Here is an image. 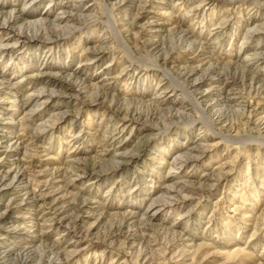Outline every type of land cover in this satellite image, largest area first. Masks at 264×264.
Here are the masks:
<instances>
[{
    "label": "rangeland",
    "instance_id": "1",
    "mask_svg": "<svg viewBox=\"0 0 264 264\" xmlns=\"http://www.w3.org/2000/svg\"><path fill=\"white\" fill-rule=\"evenodd\" d=\"M182 1L0 0V264H264V0Z\"/></svg>",
    "mask_w": 264,
    "mask_h": 264
},
{
    "label": "bare ground",
    "instance_id": "2",
    "mask_svg": "<svg viewBox=\"0 0 264 264\" xmlns=\"http://www.w3.org/2000/svg\"><path fill=\"white\" fill-rule=\"evenodd\" d=\"M182 1V0H181ZM185 1V0H184ZM183 2V1H182ZM202 2H204V1H202ZM200 3V2H199ZM199 5V4H198ZM198 5H196L197 7L195 8V9H191L190 11H189V13L190 14H192L191 16L192 17H197V15H198ZM202 5V4H201ZM195 7V6H194ZM11 11V10H10ZM73 11V10H72ZM72 11H70V12H72ZM6 13V12H5ZM6 14H8V13H6ZM63 14V13H62ZM141 14V13H140ZM16 15V14H15ZM23 15V14H22ZM31 15V14H30ZM43 15V14H42ZM77 15V14H76ZM66 16V15H65ZM28 17V16H27ZM30 17V16H29ZM42 17V16H41ZM58 17H60V16H58ZM43 18V17H42ZM2 19V18H1ZM23 19V18H22ZM21 19V20H22ZM44 19H45V17H44ZM68 19V18H67ZM5 21H3L4 23H8V21L9 20H7V19H4ZM62 20V19H61ZM74 20V19H73ZM11 21V20H10ZM15 21H16V19H15ZM37 21V20H36ZM47 21V20H46ZM45 21V22H46ZM57 21V20H56ZM63 21V20H62ZM146 21V20H145ZM222 21V20H221ZM58 22V21H57ZM26 23V22H25ZM53 23V22H52ZM221 23L222 22H220L219 24H217V26H219V25H221ZM137 24V23H136ZM56 25V24H55ZM59 25V24H58ZM160 25V24H159ZM15 26H16V23H15ZM33 26V25H32ZM61 26V25H60ZM161 26V25H160ZM46 27V26H45ZM221 27V26H220ZM23 28V27H22ZM32 28V27H31ZM40 28V27H39ZM42 28V27H41ZM40 28V29H41ZM48 28V27H47ZM50 28V27H49ZM219 28V27H218ZM217 27L214 29L215 31H216V33L215 34H218V32L219 31H217V29H218ZM30 29V28H29ZM58 29V28H57ZM56 29V30H57ZM37 30V29H36ZM46 30V29H45ZM51 30V29H50ZM69 30V29H68ZM23 31V30H22ZM41 31V30H40ZM38 32V31H37ZM42 32V31H41ZM50 32V31H49ZM65 32H67V31H65ZM152 32V31H151ZM12 33V32H11ZM15 33V32H14ZM19 33V32H18ZM22 34V33H21ZM58 34V33H57ZM35 35V34H34ZM16 36V35H15ZM187 36V35H186ZM27 37V36H26ZM51 37V36H50ZM45 38V37H44ZM12 39V38H11ZM105 39V38H104ZM186 39V38H185ZM191 39V38H190ZM19 40H21V39H19ZM53 40V39H52ZM4 41V40H3ZM137 41V40H136ZM185 41V40H184ZM3 43V42H2ZM18 43V42H17ZM13 44V43H12ZM155 46V45H154ZM2 48V47H1ZM157 49V48H156ZM3 51V50H2ZM201 53V52H200ZM199 55V54H198ZM197 55V56H198ZM260 55V54H259ZM255 56V55H254ZM200 57V56H199ZM252 59V58H251ZM195 68V67H194ZM188 72H189V70H188ZM194 72V71H193ZM187 74V73H186ZM191 74V73H190ZM194 74H195V72H194ZM215 74V73H214ZM109 75V74H108ZM216 75V74H215ZM218 75V74H217ZM64 77V76H63ZM68 77V76H67ZM225 77V76H224ZM1 78V77H0ZM65 78V77H64ZM63 78V79H64ZM68 79V78H67ZM117 79V78H116ZM252 79V78H251ZM220 80V79H219ZM224 80V79H223ZM225 81V80H224ZM82 82V81H81ZM239 82V81H238ZM81 84V83H80ZM221 84V83H220ZM76 85V84H75ZM82 85V84H81ZM233 85V84H232ZM231 85V86H232ZM62 86H63V84H62ZM79 87V86H78ZM224 88V87H223ZM74 92V91H73ZM86 92V91H85ZM101 92V91H100ZM188 95V94H187ZM203 98H205V97H203ZM208 98V97H207ZM229 98V97H228ZM103 99V98H102ZM261 100V99H260ZM159 102V101H158ZM173 103V102H172ZM252 103V102H251ZM163 104V103H162ZM264 104V103H263ZM165 106H167V105H165ZM254 106V105H253ZM173 107V106H172ZM255 107H257V106H255ZM183 108V107H182ZM247 109V108H246ZM161 110H162V108H161ZM166 110V109H165ZM248 110V109H247ZM251 110V109H250ZM257 110V109H256ZM264 110V109H263ZM163 111V110H162ZM179 112H180V110H179ZM178 112V113H179ZM255 112V111H254ZM167 113V112H166ZM250 113V112H249ZM258 113H260V112H258ZM264 113V112H263ZM173 114V113H172ZM257 114V113H256ZM167 115H169V113L167 114ZM260 115V114H259ZM162 116V115H161ZM251 117V116H250ZM260 119V118H259ZM263 119V118H262ZM262 121V120H261ZM112 147V146H111ZM116 150H117V148H116ZM16 152V151H15ZM184 155V154H183ZM186 158V157H185ZM188 158V157H187ZM176 159H179V158H176ZM185 160V159H184ZM177 162H178V160H177ZM17 163H18V161H17ZM17 163H15V164H17ZM21 163V162H20ZM180 164V163H179ZM9 165V164H8ZM13 166V165H12ZM21 168V167H20ZM84 168V167H83ZM175 168V167H174ZM79 173V172H78ZM84 173V172H83ZM21 176H22V173H20V174H16V176H14V178H13V180H12V182H15V181H18V180H15V177H19V180H20V178H21ZM25 177V176H24ZM6 179H8L7 178V175L6 176H1L0 177V186H9L10 184L8 183V182H6ZM80 180V179H79ZM11 182V183H12ZM73 183V182H72ZM68 184V183H67ZM20 187V186H19ZM61 188V187H60ZM175 188V187H174ZM182 188V187H181ZM54 196V195H53ZM34 197H35V195H34ZM53 199V198H52ZM160 200H162V199H160ZM40 201V200H39ZM53 201H54V199H53ZM56 201V200H55ZM65 201V200H64ZM33 202V201H32ZM52 202V201H51ZM162 202V201H161ZM38 204V203H37ZM154 206V205H153ZM75 209V208H74ZM59 210H61V209H59ZM58 210V211H59ZM68 211V210H67ZM62 214V213H61ZM80 214V213H79ZM132 214V213H131ZM128 215H130L129 213H128ZM70 220H71V218H70ZM147 224H148V222H147ZM145 226V225H144ZM148 227H149V225H148ZM138 229V228H137ZM89 231V230H88ZM142 231V230H141ZM147 231V230H146ZM145 231V232H146ZM149 231V230H148ZM136 233V232H135ZM139 235V234H138ZM137 235V236H138ZM142 236H144V235H142ZM148 238V237H147ZM127 240V239H126ZM128 240H130V239H128ZM143 240V239H142ZM59 251V250H58ZM65 258V257H64ZM26 263V262H25ZM50 263V262H49ZM44 264V263H43Z\"/></svg>",
    "mask_w": 264,
    "mask_h": 264
}]
</instances>
